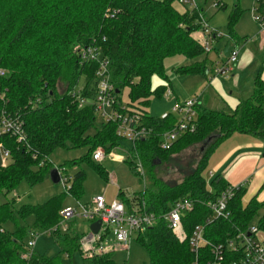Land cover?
Segmentation results:
<instances>
[{
  "label": "trees",
  "instance_id": "16d2710c",
  "mask_svg": "<svg viewBox=\"0 0 264 264\" xmlns=\"http://www.w3.org/2000/svg\"><path fill=\"white\" fill-rule=\"evenodd\" d=\"M175 1L179 0H0V117L19 118L26 137L24 142L11 136L0 137V143L10 153L8 164L0 166V196L6 197L23 181L30 187L43 181L54 169L49 156L57 149L86 148L83 156L61 166L87 163L104 181L109 180L93 154L97 149L108 152L121 145L116 136L117 124L104 122L101 128H95L98 116L94 107H80L71 94L81 79L84 96L91 98L94 94V67L82 65L73 50L75 46L95 45L110 61L118 104L138 115L140 124L150 130L149 136L139 139L129 150L130 156L122 161L135 177L148 179L147 184L130 200L123 198V192L118 193V200L129 210L132 204L143 202L158 217L136 239L144 246L149 264L193 263L188 243L175 239L162 216L180 199L195 200L194 210L182 219L190 234L208 214L204 202L231 186L220 176L210 186L206 184L203 172L216 146L234 133L264 136V81L259 73L254 78L253 91L240 98L231 113L198 107L195 132L179 137L169 150L160 148L161 134L176 121L173 115L164 120L152 117L148 110L152 100L163 98L170 89L164 61L175 56L190 60L189 65L175 69L180 76L205 75L209 67L206 57L201 58L205 52L195 35L199 13H203L207 0H196L199 12H180L173 6ZM216 6L225 8L218 1ZM240 13L234 6L228 17L230 39ZM190 148L197 153L189 158L180 179L163 180L157 176V168L167 169ZM137 160L142 172L137 169ZM84 179L82 170L73 174L68 192L74 200H81ZM244 191L245 187H241L229 203L228 220H216L206 228L205 236L211 243H223L226 237L247 232L260 211L256 227L264 235V201L253 199L243 206ZM65 196L59 194L42 204L17 209L14 198L0 202V264H62L61 256L81 253L79 240L83 235L70 224L65 232L59 230ZM30 217L33 231L53 237L59 256L32 252L24 257L32 230L23 222ZM7 223L12 224V230L5 227ZM202 249L205 261L210 256L206 248ZM230 258L228 254L227 261ZM84 259L91 264H115L110 254Z\"/></svg>",
  "mask_w": 264,
  "mask_h": 264
},
{
  "label": "rangeland",
  "instance_id": "374dc122",
  "mask_svg": "<svg viewBox=\"0 0 264 264\" xmlns=\"http://www.w3.org/2000/svg\"><path fill=\"white\" fill-rule=\"evenodd\" d=\"M218 2L225 4L224 9H220L216 6ZM173 6L180 12H185L191 10L190 7L181 5L179 2L175 1ZM234 6H238L240 9V16L236 22L234 28L232 29L233 38L228 39V17ZM253 6L259 8V4L253 5V0H207L203 4V17L208 22V31H217L222 34V38L218 39L217 42L212 43V50L208 54H204L201 58L206 57L209 67V71L205 75H193V76H180L175 73V69L179 67L189 65L190 60H187L183 56H175L167 58L164 61V70L170 82V91L173 96L167 98L163 97L161 99L152 100L149 106V114L155 118H161L162 116L171 113L172 108L176 104V100L183 102L189 99H198L200 106L209 110H224L230 112L229 107L223 104V85L231 83L234 78L241 75H235L236 64L230 66L231 71L226 72L224 75L216 76L220 83L219 92L208 87V80L213 77V72L215 69L222 65V59L226 56L224 53V45L228 41L234 40L236 45L240 46V40H255L256 37L264 35L258 23L252 20V15H260L259 12L252 11ZM262 14H264V7H262ZM197 32V31H196ZM198 34V33H196ZM195 34V35H196ZM239 59V58H238ZM257 70V65H251L246 70V73L250 74L252 80L246 81L247 75L239 81L241 93H248L253 87L254 73ZM224 81V82H223ZM158 80L155 79L154 83ZM83 84V79L80 81V85ZM243 88V89H242ZM125 98V96H124ZM104 121L98 116L95 121V128H101ZM262 128L264 129V123ZM94 131L91 129V133ZM132 145L128 140H121V145L116 148L104 152L105 158L99 162L105 172L108 174V181H104L92 168L91 165L87 163H82L79 167L68 166L66 171L68 174L73 175L76 171L82 170L85 173V179L82 184L83 195L81 200H74L68 190L65 191L63 184H55L52 182L50 175L47 174L43 181L39 184L30 187L27 182L23 181L19 184L15 191L5 196H0V202H4L7 199H15V208H19L22 205H39L50 198L57 196L59 194L65 193L63 201V208L66 207H76L77 203L84 205L89 203L94 196L102 195L107 203H111L118 199L119 191L123 192L124 199H131L136 193L141 192L144 189V185L147 184L148 179H139L135 177L130 168L126 163L122 161L115 160V156H120L126 158L130 156L129 150ZM104 151V150H103ZM86 153V148L81 149H57L49 156L50 164L55 167H62L66 162H71L83 156ZM197 150L187 149L180 153V155L175 158L168 168L165 166L156 169V174L163 180H178L181 178V171L186 170L188 161L190 157H194ZM234 155L235 160L250 159L248 168L252 172L248 175V180L246 181L244 195L241 198L243 206H247L249 202L253 199L258 202L264 201V136L256 137L251 135L234 133L227 139L223 140L220 144L216 146L211 155L209 156L206 168L203 172V176L206 180L207 186L211 185L212 180L217 177V173L213 171L212 175L210 171L213 167L220 163L224 157H232ZM196 159V158H195ZM69 195V196H68ZM262 211L251 221L250 226L256 227L261 216ZM33 218L30 217L23 222V225L27 227L29 231H33ZM70 224L80 235H85L89 231L90 223L83 218H76L70 220L67 225ZM63 223L60 225L59 230L63 233ZM8 230H12L13 226L11 223H7L5 226ZM35 246L33 248V253L46 255L48 257L59 256V246L55 243L53 237L46 233H38ZM137 235H133L132 240L127 249L117 248L111 251L110 256L115 264H149V258L147 252L137 239ZM144 239L147 240V236L144 235ZM108 243L114 246L115 242L111 235L110 230L105 234L103 244ZM62 264H91L90 260L84 259V255L79 252H75L70 257L61 256Z\"/></svg>",
  "mask_w": 264,
  "mask_h": 264
},
{
  "label": "built area",
  "instance_id": "2783aa9c",
  "mask_svg": "<svg viewBox=\"0 0 264 264\" xmlns=\"http://www.w3.org/2000/svg\"><path fill=\"white\" fill-rule=\"evenodd\" d=\"M181 5L190 7L191 11L199 12L196 0H179ZM259 4V8L253 6L252 11L259 12L260 15H252V20L258 23L264 32V14H262L263 0H253V5ZM264 7V6H263ZM208 22L204 19L202 13H199V28L196 33L199 36L203 51L208 54L212 50L214 41L222 38V34L217 31H208ZM229 39V37H228ZM241 47L234 45L229 52L225 62L217 67L213 76L224 75L231 71L230 66L237 63ZM73 52L82 65L93 66L94 94L91 98L84 96V87L79 85L71 92L72 96L79 101V106L91 105L94 107L96 115L104 122H115L117 124L116 136L121 140H128L134 147L135 143L144 137H148L150 130L143 127L139 122V116L127 111L124 105L118 104L116 100V90L111 80L110 61L102 55L99 47L95 45L75 46ZM170 90H167L164 97L171 96ZM200 107L198 99H189L183 102H177L172 108L171 113L162 116L160 119H167L173 115L176 121L172 128L165 131L160 136V148L169 150L173 143L179 137L194 133L197 126V108ZM11 136L18 142L25 141V133L22 122L17 117L2 115L0 117V137ZM102 149H97L93 154V160L97 163L105 158ZM115 160L123 161L124 158L115 156ZM10 160V153L0 143V166L4 167ZM138 161V160H137ZM60 178V184H63L65 191L70 188L73 175L67 173L65 167H55ZM137 169L142 172L141 163L137 162ZM243 184L231 185L222 191L215 199L204 202L208 214L204 215L201 223L194 226L190 234H187L184 225V215L192 212L196 206V201L191 198H183L176 201L171 208L162 216L175 239L184 243L187 242L190 252L194 255L192 264H264V235L257 227L251 226L247 232L238 233L234 236L226 237L223 243H211L205 236L206 228L216 220H228L230 212L229 203L233 200ZM130 210L120 200L107 203L102 195H97L84 205L77 203V206L63 208L60 212L63 225V232L67 229V223L76 218L86 219L90 224L100 221V228L96 234L88 231L79 240V247L84 258L109 254L117 248L127 249L133 235L143 233L149 227H152L157 220V216L148 210L145 204L134 205ZM110 230L115 245L103 244L105 234ZM51 232V231H50ZM38 234L34 231L29 233V239L26 244V253L28 257L33 251ZM202 248L209 253L210 258L204 261L201 255ZM228 254L231 256L227 261Z\"/></svg>",
  "mask_w": 264,
  "mask_h": 264
},
{
  "label": "crops",
  "instance_id": "0c3cea01",
  "mask_svg": "<svg viewBox=\"0 0 264 264\" xmlns=\"http://www.w3.org/2000/svg\"><path fill=\"white\" fill-rule=\"evenodd\" d=\"M261 35L262 34H260V36L256 37L255 40L252 41L247 39L240 40L241 51L234 72L235 75H238L239 73V75L241 76L234 78L231 83H227L226 85H223V92L222 90L220 91V93L223 95V104L229 107L230 109V112L227 113H231L235 109L240 98H244L248 96L253 91L254 82H253V87L249 90L248 93H241L242 90H239L241 85L239 84V81L241 80V78L244 77V75L248 74L246 73V70L248 69L249 66L257 65V70L254 73V76L256 77L257 74L260 73L261 79L264 81V35L263 36ZM196 38L199 40L198 34H196ZM217 41L218 39L214 42ZM234 45H236V42L234 40L228 41V43L224 45V50H225L224 53H226V51H230V49ZM224 58L222 60H224ZM249 75L250 74L247 75V79H246L247 82L249 80H252V77ZM208 85H209L208 87H212L216 89L218 92L219 89H221L219 81L214 76L208 80ZM171 96H173V91ZM177 102L180 101L176 100V103ZM232 158H234V155L232 157L230 156L224 157V159H222L220 163L216 164L213 167L210 173L214 175L213 171L214 173L216 172L217 176L223 178L229 185L234 186L242 183L243 187H245L246 181L248 180L247 179L248 175L252 173V172L249 173V171L251 170L248 168L250 159L241 158L240 160H235ZM89 231H91L90 228Z\"/></svg>",
  "mask_w": 264,
  "mask_h": 264
},
{
  "label": "water",
  "instance_id": "95a60500",
  "mask_svg": "<svg viewBox=\"0 0 264 264\" xmlns=\"http://www.w3.org/2000/svg\"><path fill=\"white\" fill-rule=\"evenodd\" d=\"M116 92H118V91H116ZM49 175H50V178H51L53 183L60 184V178L58 176L56 169H52L49 172ZM89 228H90L92 233L96 234L100 228V221H96V222L92 223Z\"/></svg>",
  "mask_w": 264,
  "mask_h": 264
}]
</instances>
